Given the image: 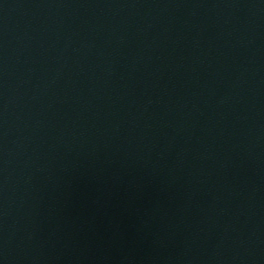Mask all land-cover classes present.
<instances>
[{
	"label": "water",
	"instance_id": "1",
	"mask_svg": "<svg viewBox=\"0 0 264 264\" xmlns=\"http://www.w3.org/2000/svg\"><path fill=\"white\" fill-rule=\"evenodd\" d=\"M0 264H264V0H0Z\"/></svg>",
	"mask_w": 264,
	"mask_h": 264
}]
</instances>
